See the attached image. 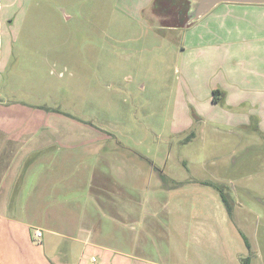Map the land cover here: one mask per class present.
<instances>
[{"label":"rangeland","instance_id":"374dc122","mask_svg":"<svg viewBox=\"0 0 264 264\" xmlns=\"http://www.w3.org/2000/svg\"><path fill=\"white\" fill-rule=\"evenodd\" d=\"M173 3L0 0L3 103L66 140L27 163L26 211L90 236L74 264H264V124L210 121L225 58L188 48Z\"/></svg>","mask_w":264,"mask_h":264},{"label":"crops","instance_id":"0c3cea01","mask_svg":"<svg viewBox=\"0 0 264 264\" xmlns=\"http://www.w3.org/2000/svg\"><path fill=\"white\" fill-rule=\"evenodd\" d=\"M183 28L193 34L188 48L197 50L200 57L217 59L223 54L225 58L223 78L215 85L216 90L211 89L203 101H198L200 106L215 108L210 121L246 128H255L256 123L262 126L264 4L222 3L203 19ZM24 114L23 107L6 106L0 94V264H74L70 242L91 245L90 236L73 237L47 224L39 225L26 211L21 182L30 172L25 173V167L34 155L66 140L55 137L49 113L43 120L37 116L39 111L31 109L27 120ZM226 114L231 115L228 122L223 121ZM40 129H46L48 134L40 136ZM257 197L263 203V197ZM49 198L52 197L48 195ZM36 231L42 232L41 240L36 238ZM45 234L53 241L46 244ZM59 240L63 244L55 242Z\"/></svg>","mask_w":264,"mask_h":264},{"label":"water","instance_id":"95a60500","mask_svg":"<svg viewBox=\"0 0 264 264\" xmlns=\"http://www.w3.org/2000/svg\"><path fill=\"white\" fill-rule=\"evenodd\" d=\"M190 2V19L185 24V27L203 19L212 12L218 5L222 3H237V4H257L263 5L264 0H189Z\"/></svg>","mask_w":264,"mask_h":264},{"label":"trees","instance_id":"16d2710c","mask_svg":"<svg viewBox=\"0 0 264 264\" xmlns=\"http://www.w3.org/2000/svg\"><path fill=\"white\" fill-rule=\"evenodd\" d=\"M163 1H164V3L169 2V1L174 2L173 6H174L175 10H178V12L183 14V15H185L190 9L189 0H163ZM180 25L182 26L183 24H180ZM220 192H221V190H220ZM220 195H221L224 203H227V199L225 198L224 194L221 192Z\"/></svg>","mask_w":264,"mask_h":264},{"label":"flooded vegetation","instance_id":"af4514ba","mask_svg":"<svg viewBox=\"0 0 264 264\" xmlns=\"http://www.w3.org/2000/svg\"><path fill=\"white\" fill-rule=\"evenodd\" d=\"M164 7L166 6L165 4L163 5ZM172 7V6H171ZM172 9L173 10H171L170 8L169 9H167L166 7H165V9H157L156 11H158V12H160V13H164V12H167L168 11V13H173L175 16H177V19H178V24L180 25V24H183L182 25V27H184L185 26V24L188 22V20L190 19V15H189V13H190V9H189V11L185 14V15H183V14H181V13H179L178 12V10H175V8H174V6L172 7ZM169 10H171V11H169Z\"/></svg>","mask_w":264,"mask_h":264},{"label":"built area","instance_id":"2783aa9c","mask_svg":"<svg viewBox=\"0 0 264 264\" xmlns=\"http://www.w3.org/2000/svg\"><path fill=\"white\" fill-rule=\"evenodd\" d=\"M35 236H36V238H37L38 240H41L43 234H42L41 231H36V232H35Z\"/></svg>","mask_w":264,"mask_h":264}]
</instances>
